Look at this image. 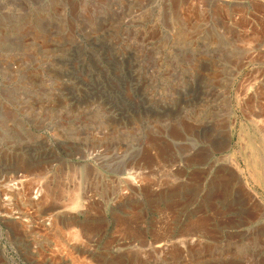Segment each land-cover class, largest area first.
<instances>
[{
    "label": "rangeland",
    "instance_id": "obj_1",
    "mask_svg": "<svg viewBox=\"0 0 264 264\" xmlns=\"http://www.w3.org/2000/svg\"><path fill=\"white\" fill-rule=\"evenodd\" d=\"M0 264H264V0H0Z\"/></svg>",
    "mask_w": 264,
    "mask_h": 264
},
{
    "label": "bare ground",
    "instance_id": "obj_2",
    "mask_svg": "<svg viewBox=\"0 0 264 264\" xmlns=\"http://www.w3.org/2000/svg\"><path fill=\"white\" fill-rule=\"evenodd\" d=\"M75 198H77V197H75ZM74 204H75L76 206L79 205V198L75 199Z\"/></svg>",
    "mask_w": 264,
    "mask_h": 264
}]
</instances>
